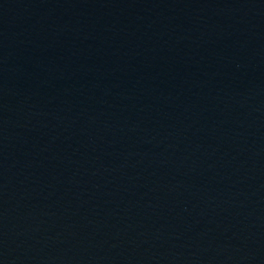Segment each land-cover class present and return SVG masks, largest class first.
<instances>
[{
    "label": "water",
    "instance_id": "1",
    "mask_svg": "<svg viewBox=\"0 0 264 264\" xmlns=\"http://www.w3.org/2000/svg\"><path fill=\"white\" fill-rule=\"evenodd\" d=\"M0 264H264V0H0Z\"/></svg>",
    "mask_w": 264,
    "mask_h": 264
}]
</instances>
